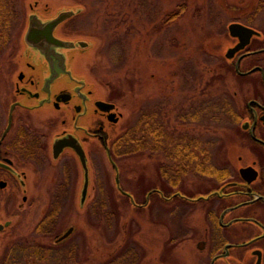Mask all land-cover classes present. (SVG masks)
I'll return each instance as SVG.
<instances>
[{
	"label": "rangeland",
	"instance_id": "obj_1",
	"mask_svg": "<svg viewBox=\"0 0 264 264\" xmlns=\"http://www.w3.org/2000/svg\"><path fill=\"white\" fill-rule=\"evenodd\" d=\"M13 1L23 8L30 0ZM47 1L54 7L82 4L86 8L60 34L68 40L89 43L83 50L67 52L71 69L77 73L73 76L96 88L99 98L113 101L122 114L120 121L107 129L110 142L141 114L156 112L170 134L206 135L213 164L224 166L230 161L236 152L233 145L237 127L225 113L215 109L213 119L190 122L189 126L185 118L207 99L229 107L237 85L233 68L224 57L235 42L227 27L240 22L264 30V0ZM21 33L20 29L10 30L12 45L7 53L21 49ZM66 82L71 83L68 78ZM202 93L207 97H199ZM57 117L54 113L42 117L45 119L34 124L35 132L49 139L60 133L62 126ZM55 120L59 123L54 124ZM90 149L91 189L84 204L80 205L83 170L79 161L65 155L57 165L45 168L41 182L29 192V201L18 212L7 237L0 241V264L15 243L8 259L18 260L17 264L32 260V249L28 247L33 245L53 247L51 253L40 251L47 259L42 264H52L50 260L70 252L78 258L84 256L87 264H108L111 259V264H130L129 260L132 264H207V251L196 248L197 241L206 238L204 205L170 197L175 190L186 196L206 190L198 183L201 180L184 177L175 189L160 171V165L170 169L169 159L143 151L115 163L119 190L104 147L97 143ZM156 188L162 196H147ZM120 191L132 204L123 200ZM53 205L59 208L57 220L37 233V225ZM101 205H112L119 218L105 215L106 208L99 211ZM69 228H73L72 234L56 243ZM235 229L243 230V226ZM129 235L132 240L127 249L119 251Z\"/></svg>",
	"mask_w": 264,
	"mask_h": 264
},
{
	"label": "flooded vegetation",
	"instance_id": "obj_2",
	"mask_svg": "<svg viewBox=\"0 0 264 264\" xmlns=\"http://www.w3.org/2000/svg\"><path fill=\"white\" fill-rule=\"evenodd\" d=\"M15 2L0 0V241L11 231L15 217L29 201V192L41 182L45 168L57 165L65 155H71L80 163L71 148H64L55 158L54 143L67 136L77 140L90 171V190L93 168L88 151L100 143L107 158L108 153L112 158L113 140L108 139L107 129L122 117L113 101L99 98L96 88L73 76L77 73L71 69L67 52L85 49L80 46L83 41L68 40L60 32L83 15L85 6L54 7L47 0H30L23 9ZM64 13L70 14L53 27L52 35L57 40L73 43L72 48L56 46L40 38L41 30ZM251 28L259 35L253 36L250 44L232 59H225L233 68L237 85L228 101L227 117L237 127L236 143H233L236 152L230 161L224 166L213 164L210 141L204 139L206 135L203 138L169 132L170 147L174 150L169 153L162 147L157 150L163 157L168 155L172 159L169 182L173 188L178 189L187 176L201 180L198 183L206 187L192 196L175 190L170 197L204 205L206 238L198 240L196 248L207 251V264H256L257 253L261 254V264H264V30ZM12 29L22 31L21 49L9 54ZM29 36L32 38L28 39ZM233 40L234 46L237 40ZM67 78L71 83L66 82ZM204 96L207 94L199 97ZM195 100L197 102V98ZM98 102L112 104L114 108L101 110ZM208 102V99L200 102L195 111L186 114L185 125L209 119ZM51 113L58 116L62 130L49 139L37 134L34 124ZM55 123L59 122L55 120ZM205 132L209 134L207 128ZM182 146L187 147V155L181 161L177 156ZM164 169L165 165H160L161 173ZM32 174L37 177L32 178ZM155 193L162 196L159 188ZM237 225H242L243 230L235 229ZM15 245L11 244L8 252ZM243 255L248 258L243 259Z\"/></svg>",
	"mask_w": 264,
	"mask_h": 264
},
{
	"label": "trees",
	"instance_id": "obj_3",
	"mask_svg": "<svg viewBox=\"0 0 264 264\" xmlns=\"http://www.w3.org/2000/svg\"><path fill=\"white\" fill-rule=\"evenodd\" d=\"M215 109H220L226 115L229 113L228 105H223V104L219 105V103L217 102L209 101L208 102V114H209V117L212 119H213V114H214ZM171 145H172L171 139L170 137H168V132H166L162 122L160 121L159 115L156 112H152V113L141 114L137 118L135 123L130 125L122 134L115 137L111 143L110 151H111L113 160L116 163H118L119 159L122 157L124 158L126 156L127 157L133 156V155L138 154V152H143V151H150L151 153H156L157 150H159L161 147L165 152L169 153L172 150H174L173 147H170ZM182 147L183 148H179L178 152L180 154L177 156L178 159L181 161L183 158H186L185 156L187 155L186 153L187 147H184V146ZM167 158L169 159V161L172 160L170 159V156L168 155H167ZM194 166L198 167L199 165L195 164ZM162 176L166 178L168 181L171 180L170 171L168 169L163 170ZM152 194L155 195L156 193L153 192ZM122 198L125 202L132 204L128 197L122 195ZM144 198L142 199V201L144 200ZM105 208H106V211H103L105 215H107L108 217L119 218V215L114 214L115 208L112 205L110 207L101 205V208L99 209V211H102V209H105ZM58 210H59L58 205L52 206V208L46 213L44 218L37 225L36 227L37 233L40 234L41 232L44 231L45 226L53 225L55 223V221L57 220L56 217L59 213ZM131 240H132L131 236L129 235L127 237L125 245L119 251L124 252L127 249L129 241ZM28 248L32 249L31 255H33V257L31 258L32 260L25 259L24 260L25 264H38V263L42 264L45 261L47 262V259L44 256H41L40 251L46 250L49 253H51L53 250V247H41L37 245L29 246ZM24 249H27V248H24ZM7 255L9 256L10 253L8 252ZM8 256L5 257L2 264H17L18 260L12 259L13 261H11V258L9 260ZM112 260L113 259H111L110 261H107V263L111 264ZM131 261L132 260H129L130 264H132ZM87 262L88 260L85 259L84 256L81 258H78L75 252H70L66 256L61 257V258L56 257L55 259H53V261L50 260V263L52 264H87ZM124 262H128V260L127 261L125 260Z\"/></svg>",
	"mask_w": 264,
	"mask_h": 264
},
{
	"label": "water",
	"instance_id": "obj_4",
	"mask_svg": "<svg viewBox=\"0 0 264 264\" xmlns=\"http://www.w3.org/2000/svg\"><path fill=\"white\" fill-rule=\"evenodd\" d=\"M69 14L70 13H64L60 17L55 19L53 22L47 24L45 26V29L41 30L42 35L40 38H43V39L49 41V43H52L56 46H60V47L67 46L68 48H72L73 43H70V42L67 43L64 41L57 40L52 35L53 27H55V25L58 24L59 22L66 19ZM227 30H228L229 36L231 38L237 40V43L234 46L229 47L226 50L224 56L227 60L232 59L236 53L242 51L246 46H248L250 44L251 38L253 36L259 35V33L257 31H255L253 28L246 26V25L239 23V22L230 23L227 27ZM31 32H32V30H31ZM29 38L31 39L32 37L29 36L28 39ZM80 46H81V48H86L87 43L81 42ZM104 106H106L107 108H104ZM98 107L101 110L110 111L111 109L114 108V105L107 104L104 102H98ZM115 121H117V120H115ZM104 146L106 148V151H108L105 143H104ZM64 148H71L74 151V153L76 154V156L79 158L80 163H81V167H82L83 174H84V181H83V186H82L81 196H80V205H82V204H84V202L87 198L88 186H89V169H88L87 164H86L85 153H84L82 147L80 146V144L77 142V140L74 137L67 136V137L58 139L54 143L53 149H52L53 150V156L56 158ZM107 155H108V160L110 161V163L114 167L115 175H116L115 184H116L117 188L119 189L120 188V182H119V178H118V169H117L115 163L113 162L112 158L110 157L109 153ZM120 192L122 193L123 196H127L126 193H124L122 191H120ZM152 192H155V191H150L147 194V196L151 195ZM72 231H73V228H69L61 237H59L57 239V242L66 239L72 233ZM257 256H258V259H257L256 264H261V254L257 253Z\"/></svg>",
	"mask_w": 264,
	"mask_h": 264
}]
</instances>
